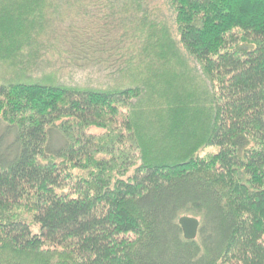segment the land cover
Here are the masks:
<instances>
[{
	"label": "trees",
	"instance_id": "trees-1",
	"mask_svg": "<svg viewBox=\"0 0 264 264\" xmlns=\"http://www.w3.org/2000/svg\"><path fill=\"white\" fill-rule=\"evenodd\" d=\"M132 4L140 11L138 0L124 8ZM168 4L176 38L140 18L148 32L136 39L140 53L125 56L116 71L143 67L147 75L132 73L138 85L127 88L33 81L30 70L40 68L45 48L32 47L27 27L19 32L30 44L28 60L10 65L13 76L0 82V264L12 257L31 264H264V0ZM81 30L65 44L69 54L102 66L116 46ZM180 49L212 82L210 129L191 152L177 147L147 162L137 141L142 95L151 91L152 100L154 89H164L172 95L162 93L165 109H173L186 77L164 67L177 63ZM189 104L188 112L202 111L192 97ZM96 128L106 134L95 137L89 131ZM9 132L14 140L4 145ZM201 146L217 152L198 157ZM181 218L197 220L195 238L185 237Z\"/></svg>",
	"mask_w": 264,
	"mask_h": 264
},
{
	"label": "rangeland",
	"instance_id": "rangeland-1",
	"mask_svg": "<svg viewBox=\"0 0 264 264\" xmlns=\"http://www.w3.org/2000/svg\"><path fill=\"white\" fill-rule=\"evenodd\" d=\"M125 1L129 2V0H0V17L7 18L6 24L0 26V82L5 77L13 76L15 69L12 70L10 65L18 62L25 64L28 60L26 54L30 44L22 43V38L18 35L27 27V31L31 32L36 40L32 47L45 48L40 50L42 56L36 60V65L38 63L40 68L30 70L32 72L29 74L33 81L50 76L55 82L71 87L106 90L137 86L138 83L135 85L131 82L136 73L147 75L143 67L124 73L116 69L122 64L125 56L130 54L136 58L140 53V44L136 39L148 34L146 30H141L140 18L146 16L158 30L165 28L171 38H176L175 15L168 0H138L142 5L140 11H137L133 4L130 10H127L124 8ZM81 28L87 35L86 38L108 42L110 43L108 47L116 46L115 50L104 54L101 59L103 62L100 63L102 66L94 64L87 66L81 60L75 61L73 54H69L70 48L65 47L73 37H78L73 31ZM97 31L100 34L99 32L97 34ZM13 41L20 47L19 53L15 52V48L11 49V46L15 47ZM177 48L179 49V46ZM180 54V58L173 59L177 63L168 67L162 66L186 77L183 90L176 89L177 96L171 103L173 109L169 112L165 109L164 97L169 99L168 96H171V99L172 95L169 93L165 95L164 89L163 91L154 89L152 100L149 96L151 91L142 95L145 100L142 106L146 107V110L141 117L139 127L141 133L137 132V141L144 146L140 151L141 160L152 162L154 159L165 158L168 154L174 153L177 147H188L187 151L194 149L209 132L210 124L204 125V121L212 113V82L204 75L196 61L188 58L184 51ZM158 68L157 66L156 69ZM142 69L144 73L141 72ZM191 97L193 105L201 106L202 111L199 107L187 111L186 108H190ZM152 101L158 106L148 109L147 106ZM198 120L202 123L197 126L195 122ZM5 129V125H0V137L4 135ZM89 132L95 137L106 134L104 130L98 128ZM12 135L13 132L6 135L3 139L4 145L12 144L11 141L14 140ZM52 138L55 146L63 145L64 139L60 135L54 133ZM214 152H217V149L201 146L196 155L203 158ZM6 259H2L4 264H31L33 260L13 257L10 261Z\"/></svg>",
	"mask_w": 264,
	"mask_h": 264
},
{
	"label": "water",
	"instance_id": "water-1",
	"mask_svg": "<svg viewBox=\"0 0 264 264\" xmlns=\"http://www.w3.org/2000/svg\"><path fill=\"white\" fill-rule=\"evenodd\" d=\"M180 223L187 239H192L196 237L198 230V222L196 219L181 218Z\"/></svg>",
	"mask_w": 264,
	"mask_h": 264
}]
</instances>
